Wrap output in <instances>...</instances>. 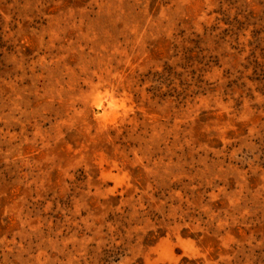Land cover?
I'll return each instance as SVG.
<instances>
[{
    "label": "rangeland",
    "instance_id": "374dc122",
    "mask_svg": "<svg viewBox=\"0 0 264 264\" xmlns=\"http://www.w3.org/2000/svg\"><path fill=\"white\" fill-rule=\"evenodd\" d=\"M0 264H264V0H0Z\"/></svg>",
    "mask_w": 264,
    "mask_h": 264
}]
</instances>
